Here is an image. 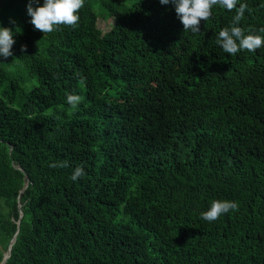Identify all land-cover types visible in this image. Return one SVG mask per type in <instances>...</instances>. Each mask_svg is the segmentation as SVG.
<instances>
[{
  "label": "trees",
  "instance_id": "16d2710c",
  "mask_svg": "<svg viewBox=\"0 0 264 264\" xmlns=\"http://www.w3.org/2000/svg\"><path fill=\"white\" fill-rule=\"evenodd\" d=\"M27 3L0 2V264L16 234L5 264H264V47L217 45L235 10L192 33L171 3L85 0L44 35ZM212 200L238 211L204 221Z\"/></svg>",
  "mask_w": 264,
  "mask_h": 264
},
{
  "label": "clouds",
  "instance_id": "9594fccd",
  "mask_svg": "<svg viewBox=\"0 0 264 264\" xmlns=\"http://www.w3.org/2000/svg\"><path fill=\"white\" fill-rule=\"evenodd\" d=\"M85 0H28L26 9L27 15L31 17L30 23L35 30L41 31L44 35L52 33L60 26L75 28L79 23V10L84 7ZM161 4L171 3L175 13L183 25L184 32H200V24L212 17V9L219 7L229 12L235 10L232 23L219 31L216 43L229 55H236L242 50L255 52L264 47V36L246 34L245 29L240 27L244 19L247 5L239 3V0H160ZM35 5V6H34ZM238 5V6H237ZM10 23L14 21L10 20ZM264 32V29L260 30ZM16 32H20L17 28ZM14 33L11 28L0 26V56L5 59L12 56V46L15 43ZM38 43V42H37ZM26 46H22L23 51ZM67 103L75 108L81 98L77 95L68 94ZM52 167H67L66 161L50 165ZM85 175L82 166H77L71 175V180L76 181ZM230 211H238V204L229 200H212L207 211L200 214L201 219L209 223L216 221L220 216Z\"/></svg>",
  "mask_w": 264,
  "mask_h": 264
},
{
  "label": "water",
  "instance_id": "95a60500",
  "mask_svg": "<svg viewBox=\"0 0 264 264\" xmlns=\"http://www.w3.org/2000/svg\"><path fill=\"white\" fill-rule=\"evenodd\" d=\"M22 193H23V191L21 192V194H22ZM20 208H21V206H20ZM21 218H22V216H21L20 219H19V222H18L19 224L21 223ZM16 239H17V234H16V235L14 236V238L12 239V241H11V243H10V246H9V249H8V253L5 255L2 264H5V263L7 262V260L10 258L11 253H12V249H13V245L15 244Z\"/></svg>",
  "mask_w": 264,
  "mask_h": 264
},
{
  "label": "rangeland",
  "instance_id": "374dc122",
  "mask_svg": "<svg viewBox=\"0 0 264 264\" xmlns=\"http://www.w3.org/2000/svg\"><path fill=\"white\" fill-rule=\"evenodd\" d=\"M2 0H0L1 2ZM99 26L102 30H104V32H107L108 30H110V25L108 24V22H104V21H100ZM8 253V252H7ZM6 253V254H7Z\"/></svg>",
  "mask_w": 264,
  "mask_h": 264
}]
</instances>
